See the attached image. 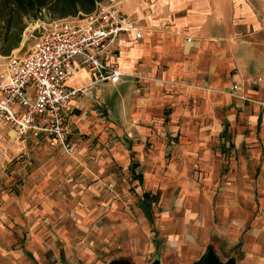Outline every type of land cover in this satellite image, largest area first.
Instances as JSON below:
<instances>
[{
  "label": "crops",
  "instance_id": "crops-1",
  "mask_svg": "<svg viewBox=\"0 0 264 264\" xmlns=\"http://www.w3.org/2000/svg\"><path fill=\"white\" fill-rule=\"evenodd\" d=\"M118 2L140 28L138 39L119 36L115 54L120 70L135 78L84 87L63 108L69 140L72 131L105 125L97 108L116 117L118 126L109 124L114 131L132 132L133 142L115 150L130 175L121 186L156 196L149 225L136 194L141 220L130 225L137 233L148 226L152 245L145 248L159 246L161 263L209 256L213 264H264V0ZM90 77L78 66L65 86H85ZM233 84L246 100L225 92ZM39 140L57 145L26 137L13 148ZM33 175L28 186L38 182ZM42 189L31 198L49 200ZM31 198L20 192L0 200V264L23 263L17 234ZM121 209L118 204L115 212Z\"/></svg>",
  "mask_w": 264,
  "mask_h": 264
},
{
  "label": "rangeland",
  "instance_id": "rangeland-1",
  "mask_svg": "<svg viewBox=\"0 0 264 264\" xmlns=\"http://www.w3.org/2000/svg\"><path fill=\"white\" fill-rule=\"evenodd\" d=\"M97 1L102 0H92V5L80 0H0V67L7 56L32 46L51 20L86 14ZM12 44L15 47L8 50ZM126 74L123 79L135 78ZM254 80L259 82L260 78ZM228 88L225 92L230 94ZM96 113V118L107 122L84 133L72 131L69 141L73 151L69 154L40 140L14 149L22 141L0 122V200L20 192L31 198L32 193H40V186L50 196L47 201L38 197L27 202L20 233L11 221L3 222L5 229V224L13 227L24 244L22 264H163L159 246L145 248L152 245L148 226L140 233L131 227L133 223L139 226L141 220L135 205L136 194L141 192L136 193L131 184L121 186L130 175L122 171L115 150L120 145L126 147L135 137L130 130L116 132L109 126L118 124L115 116H102L105 111L99 108ZM161 120L166 122L165 116ZM34 173L31 177L38 182L28 186L26 179ZM43 203L47 205L44 208ZM118 204L122 211L115 212ZM37 240L40 246L36 249L30 242Z\"/></svg>",
  "mask_w": 264,
  "mask_h": 264
},
{
  "label": "built area",
  "instance_id": "built-area-1",
  "mask_svg": "<svg viewBox=\"0 0 264 264\" xmlns=\"http://www.w3.org/2000/svg\"><path fill=\"white\" fill-rule=\"evenodd\" d=\"M128 32L140 37L136 20L120 10L118 0L97 1L86 14L51 20L32 46L7 56L0 67V122L11 126L18 140L45 136L64 153H71L63 108L84 87L114 85L127 77L115 54L119 36ZM76 58L79 62L74 63ZM78 66L90 71L87 85L66 87V78ZM228 89L231 95L246 100L236 94L237 84Z\"/></svg>",
  "mask_w": 264,
  "mask_h": 264
},
{
  "label": "trees",
  "instance_id": "trees-1",
  "mask_svg": "<svg viewBox=\"0 0 264 264\" xmlns=\"http://www.w3.org/2000/svg\"><path fill=\"white\" fill-rule=\"evenodd\" d=\"M82 1H88L92 5V0H80ZM75 4H73V8H75ZM15 47L14 44L10 45L8 47V50ZM8 50L5 51L8 52ZM156 196L154 194H151L150 192L143 191L137 199V207L142 211L144 217L146 218L149 225L153 222V213H152V205L155 203Z\"/></svg>",
  "mask_w": 264,
  "mask_h": 264
},
{
  "label": "water",
  "instance_id": "water-1",
  "mask_svg": "<svg viewBox=\"0 0 264 264\" xmlns=\"http://www.w3.org/2000/svg\"><path fill=\"white\" fill-rule=\"evenodd\" d=\"M191 264H213L209 256H205L199 260L192 262Z\"/></svg>",
  "mask_w": 264,
  "mask_h": 264
}]
</instances>
